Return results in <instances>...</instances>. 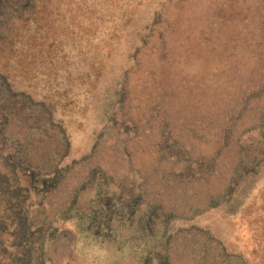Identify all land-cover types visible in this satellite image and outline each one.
<instances>
[{"label": "rangeland", "instance_id": "374dc122", "mask_svg": "<svg viewBox=\"0 0 264 264\" xmlns=\"http://www.w3.org/2000/svg\"><path fill=\"white\" fill-rule=\"evenodd\" d=\"M0 264H264V0H0Z\"/></svg>", "mask_w": 264, "mask_h": 264}]
</instances>
